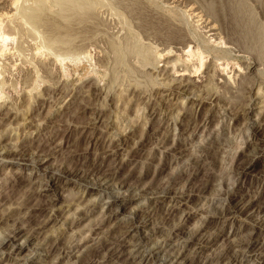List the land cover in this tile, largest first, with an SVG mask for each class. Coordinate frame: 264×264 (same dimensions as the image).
<instances>
[{
    "label": "rangeland",
    "instance_id": "374dc122",
    "mask_svg": "<svg viewBox=\"0 0 264 264\" xmlns=\"http://www.w3.org/2000/svg\"><path fill=\"white\" fill-rule=\"evenodd\" d=\"M63 1L17 0L2 24L0 199L15 208L0 204V240L20 234L0 264H264V0ZM198 11L233 20L237 42L216 46ZM161 24L241 71L211 55L200 75L172 70Z\"/></svg>",
    "mask_w": 264,
    "mask_h": 264
},
{
    "label": "bare ground",
    "instance_id": "6f19581e",
    "mask_svg": "<svg viewBox=\"0 0 264 264\" xmlns=\"http://www.w3.org/2000/svg\"><path fill=\"white\" fill-rule=\"evenodd\" d=\"M17 0H0V4L2 5L3 4V6H2V8L0 7V56H4L5 55V53H6V43H7V41L8 40H10L11 39V35H12V33H13V29L10 27V25L7 23V25L10 27H8V26H6V24H4L5 26H3L2 24L5 22V20H7V19H9L10 17H12L13 15L12 14H10V12H11V10L12 9H15V6H16V4H18V2H16ZM65 1V0H64ZM63 1V2H64ZM9 2V3H8ZM23 2V1H22ZM28 2V1H27ZM78 2V1H77ZM62 3V2H61ZM76 3V2H75ZM229 3V2H228ZM63 4V3H62ZM226 4V3H225ZM67 5V4H66ZM70 5V4H69ZM88 5V4H87ZM190 5V4H189ZM96 6V5H95ZM233 6V5H232ZM9 8V9H8ZM27 8H29V7H27ZM95 8V7H94ZM216 8V7H215ZM74 9V8H73ZM80 9V8H79ZM197 9V8H196ZM230 9V8H229ZM27 10V9H26ZM93 10V9H92ZM206 10V9H205ZM222 10H223V8H222ZM233 10V9H232ZM13 11V10H12ZM20 11V10H19ZM25 11V10H24ZM32 11V10H31ZM203 11V10H202ZM201 11V12H202ZM219 11V10H218ZM234 11V10H233ZM23 12V11H22ZM196 12V11H195ZM227 12H230V11H227ZM232 12V11H231ZM16 13V12H15ZM31 13V12H30ZM61 13V12H60ZM59 13V14H60ZM78 13V12H77ZM134 13V12H133ZM194 13V12H193ZM206 13V12H205ZM204 13V14H205ZM221 13H223L222 11H221ZM191 14V13H190ZM230 14V13H229ZM192 15V14H191ZM190 15V16H191ZM194 15V17H196L195 19H198L197 21H199V22H201L200 23V25H204L205 27H209L210 29L208 30V31H205V32H213V31H217L216 33H213V34H211L212 35V38H215L214 39V42L216 43V46L217 45H221V47H220V49H222V48H229V46H228V44H234V42L236 41V35H235V32H236V29H235V27L233 28L234 29V31L232 30V28H229L230 26H231V21L233 22V20H231V21H226V23L225 22H222V23H220L218 26H216V22H221V20L220 19H217L216 17V19L214 18V19H212V20H208L207 18L209 17V15L207 16L206 14V16H207V18H204L200 13H199V11H198V13H195V14H193ZM215 15H216V13H215ZM217 15H219L218 14V12H217ZM225 15H227L226 13H225ZM23 16V15H22ZM27 16V15H26ZM73 16V15H72ZM221 16V15H220ZM223 16H224V13H223ZM239 16V15H238ZM25 17V16H24ZM31 17V16H30ZM213 17V16H212ZM230 17V16H229ZM232 17H233V15H232ZM235 17V16H234ZM237 17V16H236ZM246 17V16H245ZM13 18V17H12ZM22 18V17H21ZM29 18V17H28ZM35 18V17H34ZM63 18V17H62ZM210 18V17H209ZM220 18V17H219ZM227 18V17H226ZM240 18V17H239ZM241 18H242V16H241ZM24 19V18H23ZM30 19V18H29ZM236 19V18H235ZM234 19V20H235ZM62 20V19H61ZM219 20V21H218ZM229 20V19H228ZM7 21H10V20H7ZM223 21V20H222ZM242 21V20H241ZM240 21V22H241ZM11 22V21H10ZM13 22V21H12ZM182 22V21H181ZM128 23V22H127ZM17 24V23H16ZM224 24H226V25H224ZM257 24V23H256ZM54 25V24H53ZM135 25V24H134ZM199 25V26H200ZM20 26V25H19ZM146 26V25H145ZM161 26H163V28L165 29L166 28V30L164 31L165 32V34H164V32H163V34H161V37H162V44L164 45V47H163V49H162V51L163 52H166L167 53V55L168 56H174L175 55V53L177 52V51H175V49L174 48H177V50H179V51H181V55H179V56H177L176 57V59L175 60H171V61H167L166 63L168 64V63H171V68H172V70H176V72H178L179 71V68L178 67H176L175 68V66H176V61H178V60H183V62L185 63L186 61V65H184V69H182L181 71H186V70H189V71H193L194 70V68H195V65L194 64H196L197 65V68L194 70V72H196L197 74L196 75H200V73H199V71H202V72H205V70L206 69H208L209 67H210V63H211V60L212 61H214V63L216 64V66H217V68H218V70H221V71H223V70H228L229 69V71H228V73L229 74H231V72L232 71H230V69L232 70V68H233V70L235 71V73L237 72V73H239L240 71H241V67H242V64L243 63H240V61H238V62H236V63H239V65H237L236 67H235V65H234V62L232 63V61H234V59L232 58L233 56H227L226 57V59H224V60H222V61H220L221 59H222V57H216L217 59H213V56H212V52H211V49H204V48H200L199 49V47L197 46V44H196V41H195V39L193 38V37H191V34L190 33H188L187 31H183V29L182 28H177L176 30H173V28H169L168 26H165L164 27V25H162L161 24ZM229 26V27H228ZM234 26V25H233ZM246 26V25H245ZM153 27V26H152ZM158 27V26H157ZM204 27V28H205ZM5 28H7V29H5ZM162 28V27H161ZM174 28H176V26L174 27ZM202 28V27H201ZM255 28V27H254ZM158 29V28H157ZM156 29V30H157ZM160 29V28H159ZM163 29V30H164ZM13 30V31H12ZM155 30V29H154ZM240 30V29H239ZM162 31V30H161ZM249 31V30H248ZM156 32V31H155ZM238 32V31H237ZM242 32V31H241ZM157 33V32H156ZM158 33H159V31H158ZM153 34V33H152ZM190 34V35H189ZM238 34V33H237ZM250 34V33H249ZM154 35V34H153ZM158 35V34H157ZM156 35V36H157ZM241 34H239L238 36H240ZM243 35V34H242ZM155 36V37H156ZM159 37V36H158ZM14 38V37H13ZM243 38V37H242ZM259 38V37H258ZM238 39H239V37H238ZM246 39H247V37H246ZM240 40V39H239ZM242 40H244V39H242ZM242 40H241V42H242ZM249 40V39H248ZM248 40H247V42H248ZM207 41V40H206ZM205 41V42H206ZM252 41V40H251ZM237 42V41H236ZM244 42V41H243ZM246 42V41H245ZM244 42V43H245ZM246 42V43H247ZM192 43H194V46H192L191 44ZM239 43H240V41H239ZM243 43V44H244ZM250 43V42H249ZM236 44L237 43H235V46H236ZM242 44V45H243ZM199 45V44H198ZM240 45V44H239ZM252 45V44H251ZM245 47H246V44H245ZM245 47H243V48H245ZM43 48V47H42ZM194 48H196V50L194 49ZM212 48V47H211ZM238 48H239V46H238ZM242 48V47H241ZM241 48H239V50L241 49ZM248 48V47H247ZM204 49V50H203ZM246 49V48H245ZM219 50V49H218ZM245 51V50H244ZM249 50H247V52H248ZM251 51V50H250ZM250 51H249V54H250ZM264 51V50H263ZM132 52V51H131ZM209 52V53H208ZM228 52H230V51H228ZM140 53V52H139ZM205 53H208V54H206V55H204ZM78 54V53H77ZM182 55H184L183 57H182ZM209 55H211L212 57H211V60L207 63V60L205 59L207 56H209ZM230 55V54H229ZM63 56V55H62ZM81 56V55H80ZM138 56V55H137ZM197 56V57H196ZM181 57V58H180ZM194 57H196V59L195 60H197L198 62L197 63H194V61H192V59L194 58ZM11 58V57H10ZM87 58V57H86ZM160 58V57H159ZM159 58H158V60H159ZM251 58V57H250ZM99 59V58H98ZM101 59V58H100ZM204 59H205V61H204ZM253 59V58H252ZM58 61H59V59H57ZM64 60V59H63ZM142 60H144V59H142ZM156 60V59H155ZM249 60V59H248ZM149 62V61H148ZM157 62V61H156ZM258 62V61H257ZM62 62H61V60H60V64H61ZM147 63V62H146ZM260 63V62H259ZM262 63V62H261ZM146 65V64H145ZM181 65H183V64H181ZM259 65V64H258ZM262 65V64H261ZM156 66H158L157 64H156ZM224 66V67H223ZM166 67V66H165ZM204 68V69H203ZM225 68V69H224ZM243 72H245V70L243 69L242 70ZM256 71H260L259 69H257ZM260 72H262V71H260ZM249 73V72H248ZM247 73V74H248ZM246 74V75H247ZM181 75H189V74H186V73H182ZM35 76V75H34ZM231 77H234V74H231L230 75ZM177 77V78H176ZM188 77V76H187ZM191 77V76H190ZM190 77H188V79H184V78H182L181 76H175V77H170V79L172 80V82H174V83H178L179 84V86H182V88H186V85H188L187 83H197V82H195V81H191V80H189V78ZM37 81V80H36ZM170 82V81H169ZM138 85V84H137ZM245 85V84H244ZM251 86L252 85H245V87L243 88V90L244 89H246V87H247V89L249 88V89H251ZM243 87V86H242ZM33 88V87H32ZM31 89V88H30ZM181 89V88H180ZM178 90V89H177ZM190 90V89H189ZM188 90V91H189ZM242 91V90H241ZM184 93V92H183ZM207 93V92H206ZM209 93V92H208ZM207 93V94H208ZM258 93V92H257ZM240 95V94H239ZM249 98V97H248ZM248 98H246V96H245V94L244 95H241V97H240V100H239V103H242V102H244V100L245 99H248ZM204 99V98H203ZM242 104H244V103H242ZM241 105V104H240ZM147 107V106H146ZM241 107V106H240ZM244 107V106H243ZM104 109V108H103ZM146 124V123H145ZM248 129V128H247ZM253 131V130H252ZM254 132V131H253ZM255 133V132H254ZM247 143H249V141L247 142ZM25 148V147H24ZM24 148L23 147H18V148H16L15 150H18V151H22V150H24ZM242 152H243V150H241ZM247 152V151H246ZM245 153V152H244ZM14 156L13 155V153H7V156ZM16 156H17V154H15ZM6 155H5V157H7ZM35 167H37V166H35ZM239 168V167H238ZM241 169V168H240ZM236 170H238V169H236ZM235 170V171H236ZM237 172V171H236ZM235 172V173H236ZM61 173H63L64 175H65V177H68V178H73V177H77L78 178V182H80V183H85V185H88L86 182H82L83 180H85L86 178H87V176H86V172H85V174L84 175H79L78 173H77V171H76V169H70V170H66V169H62V171H61ZM81 174H82V172H81ZM105 178V177H104ZM50 186H53L52 184H49V189H50ZM98 186H99V188H102L103 190H106V188L104 187L105 185H102V183H99L98 184ZM98 188V187H97ZM109 188L106 190V193L108 194L109 193ZM141 193H142V195L143 194H148L147 193V191H146V189H141V191H140ZM141 195V194H140ZM145 195V196H146ZM182 195V194H181ZM228 196V202H229V204H233V203H236L235 201H236V199H237V197H235L236 195H234L233 194V196L234 197H232L231 195H229V194H227ZM10 196V195H9ZM14 196V195H13ZM13 196L11 197H2L1 199H0V204L2 205V206H4V205H6V204H8L9 203V207H6L5 206V210H6V212H8L9 210L11 211L12 209H14L12 206H11V203H12V201H14L13 200ZM116 196V195H115ZM114 196V197H115ZM144 196V195H143ZM154 196V195H153ZM15 197V196H14ZM147 197H149V196H147ZM16 198H18V197H16ZM110 198V197H109ZM112 198V197H111ZM25 199V198H24ZM23 200V199H22ZM17 201V200H16ZM115 201V200H114ZM117 204H118V202H117ZM237 204V203H236ZM235 206V205H234ZM1 207V206H0ZM229 208V207H228ZM230 210L231 209H227V211H228V213L230 212ZM233 210V209H232ZM231 210V211H232ZM220 212V211H219ZM226 213V212H225ZM7 214V213H6ZM220 214V213H219ZM224 216V215H223ZM226 219H228L227 217H225ZM259 222L260 223H263L264 222V218L262 217V218H260V220H259ZM264 224V223H263ZM257 225V224H256ZM137 229H139V227L137 226ZM136 229V230H137ZM199 230V229H198ZM202 230V229H201ZM16 231V229L14 230V231H11V232H9L6 236H4L1 240H0V249L3 247V246H6V245H9V247H12V246H14V242H13V240L15 239V238H17L18 236H19V232H15ZM198 233V232H197ZM194 235V234H193ZM202 235V234H201ZM200 235V236H201ZM29 236H34V233H30L29 232ZM200 239V238H199ZM191 240V239H190ZM198 240V239H197ZM193 243L195 242V240H191ZM199 241V240H198ZM192 243V244H193ZM199 244H202V243H200V242H198ZM129 244V243H128ZM57 246V245H56ZM17 250H20L21 249V246H17ZM55 248V247H54ZM152 255H153V252H152ZM174 257H176V256H174ZM233 257H235V256H232L231 258H233ZM25 258L27 259V255H25V257H23V260H25ZM89 258V257H88ZM173 259V258H172ZM185 259V258H184ZM183 259V260H184ZM236 259V258H235ZM255 259V258H254ZM88 260V259H87ZM85 261L84 263H83V261H82V263L83 264H88V263H90L89 261ZM190 260H192V259H190ZM233 260V259H232ZM259 260V259H258ZM173 261V260H172ZM190 262L192 263V261H188V260H185L184 262H180V264L181 263H184V264H190ZM165 264V263H164ZM167 264V263H166ZM168 264H170V263H168Z\"/></svg>",
    "mask_w": 264,
    "mask_h": 264
}]
</instances>
